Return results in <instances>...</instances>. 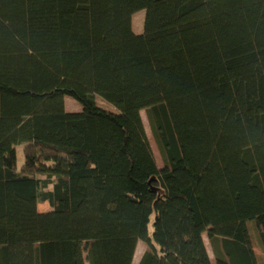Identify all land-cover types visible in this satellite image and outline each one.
Masks as SVG:
<instances>
[{"label": "trees", "instance_id": "16d2710c", "mask_svg": "<svg viewBox=\"0 0 264 264\" xmlns=\"http://www.w3.org/2000/svg\"><path fill=\"white\" fill-rule=\"evenodd\" d=\"M249 225L264 0H0V264H259Z\"/></svg>", "mask_w": 264, "mask_h": 264}, {"label": "rangeland", "instance_id": "374dc122", "mask_svg": "<svg viewBox=\"0 0 264 264\" xmlns=\"http://www.w3.org/2000/svg\"><path fill=\"white\" fill-rule=\"evenodd\" d=\"M138 15L135 17V20H134V30L136 33L140 34L143 32V29H144V18H145V12H139L137 13ZM97 104L100 106V107H103L109 111H113V112H117L118 113V110L112 106L111 104H109L108 102H106L105 100H102V98L100 97H97ZM66 106H67V110L68 111H80L82 106L79 102H77L75 99L71 98V97H67L66 98ZM143 114V117H144V121H145V124H146V127H147V132H148V136L150 138V140L152 141V146H153V150L155 152V155H156V160H157V163L158 165L160 166L161 165V161H160V157H159V154H158V151L156 149V147L154 146V143H153V139H152V135H151V130H150V126H149V123H148V120H147V116H146V111H143L142 112ZM8 160L6 161L10 167H14L15 170H20L23 163H24V152H23V145H16L13 149V153L11 156H9L7 158ZM7 165V166H8ZM40 207V210L41 211H48L50 209L49 205L46 203V204H42L39 206ZM249 231H250V234H251V238L253 240V246L256 250V254L259 258V261L262 262L263 264V256H262V253L260 251V249L258 248L257 246V243L254 239V235H253V232H252V228H251V225H249ZM144 249V245L143 244H140L138 246V252H141V250Z\"/></svg>", "mask_w": 264, "mask_h": 264}, {"label": "crops", "instance_id": "0c3cea01", "mask_svg": "<svg viewBox=\"0 0 264 264\" xmlns=\"http://www.w3.org/2000/svg\"><path fill=\"white\" fill-rule=\"evenodd\" d=\"M143 12V11H142ZM138 14L134 15V20H135V17L137 16ZM143 244V243H141ZM144 245V244H143ZM145 251V246H144V249L141 250V252H138V248L136 250V255H135V262H138L142 256V254L144 253ZM258 258V256H257ZM258 261H259V258H258ZM259 264H262V262L259 261Z\"/></svg>", "mask_w": 264, "mask_h": 264}, {"label": "bare ground", "instance_id": "6f19581e", "mask_svg": "<svg viewBox=\"0 0 264 264\" xmlns=\"http://www.w3.org/2000/svg\"><path fill=\"white\" fill-rule=\"evenodd\" d=\"M103 100V99H102Z\"/></svg>", "mask_w": 264, "mask_h": 264}]
</instances>
